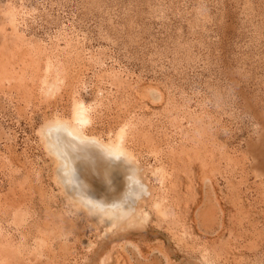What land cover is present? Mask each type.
<instances>
[{
    "label": "rangeland",
    "instance_id": "1",
    "mask_svg": "<svg viewBox=\"0 0 264 264\" xmlns=\"http://www.w3.org/2000/svg\"><path fill=\"white\" fill-rule=\"evenodd\" d=\"M75 106L144 183L120 238L45 150ZM0 264H264V0H0Z\"/></svg>",
    "mask_w": 264,
    "mask_h": 264
},
{
    "label": "bare ground",
    "instance_id": "2",
    "mask_svg": "<svg viewBox=\"0 0 264 264\" xmlns=\"http://www.w3.org/2000/svg\"><path fill=\"white\" fill-rule=\"evenodd\" d=\"M85 113L84 108L79 110L75 106L72 126L68 127L67 122L64 125L57 123L55 126H47L43 131L42 140L45 150L55 164L57 181L64 194L66 195V192L58 172L63 170L71 182L75 169L77 182L84 181L88 185L87 195L105 203L101 210L102 217L98 219L87 214L90 220L94 221L97 229L101 228L100 225H105L112 236L120 238L148 218L141 212L140 207L136 206L138 201L144 202L143 196L146 195L144 183L138 177V172L133 169L128 189L127 177L131 174L132 168L123 159L127 155L120 145L123 133L118 134L115 143L106 145L105 150L84 135L83 129L89 123ZM86 141L97 145L110 157L117 160L123 158L118 161L107 160L99 149L95 147L85 149L80 146Z\"/></svg>",
    "mask_w": 264,
    "mask_h": 264
},
{
    "label": "clouds",
    "instance_id": "3",
    "mask_svg": "<svg viewBox=\"0 0 264 264\" xmlns=\"http://www.w3.org/2000/svg\"><path fill=\"white\" fill-rule=\"evenodd\" d=\"M80 103L83 105L85 109L89 107V105H85V103L82 100H80ZM65 121H67L68 127L72 126L71 118L54 116L49 121L46 122V125H43L42 127L55 126L57 125V123H59L60 125H64ZM80 146H82L85 149L89 147H95L99 149L107 160L118 161L121 158H123L121 157L120 159L117 160L114 157H110L103 151V149L87 141L81 144ZM123 159L125 163H127L125 158ZM132 174H133V167L131 169V174L127 177L128 189L130 184V177L132 176ZM58 175L62 180L67 197L73 202L74 205H79V209L85 212L86 214H90L93 217H97L98 219L102 217L103 213L101 210L104 208L105 203L102 200H96L90 197L89 195H87L88 185L84 181H80L79 183L77 182L75 169L71 177V182H69L68 177L63 170L59 171ZM69 190L71 191V194H69Z\"/></svg>",
    "mask_w": 264,
    "mask_h": 264
}]
</instances>
